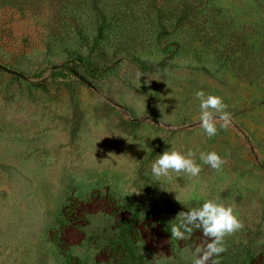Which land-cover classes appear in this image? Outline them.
<instances>
[{"label": "rangeland", "instance_id": "374dc122", "mask_svg": "<svg viewBox=\"0 0 264 264\" xmlns=\"http://www.w3.org/2000/svg\"><path fill=\"white\" fill-rule=\"evenodd\" d=\"M172 147L224 164L157 181ZM205 199L243 224L219 264H264V0H0V264H191L169 221Z\"/></svg>", "mask_w": 264, "mask_h": 264}, {"label": "clouds", "instance_id": "9594fccd", "mask_svg": "<svg viewBox=\"0 0 264 264\" xmlns=\"http://www.w3.org/2000/svg\"><path fill=\"white\" fill-rule=\"evenodd\" d=\"M200 101V127L211 138L217 134V120L222 121L219 127L227 129L231 124V113L226 111L227 105L219 95H205L203 90L195 93ZM147 150V145H144ZM199 163L196 154L189 149L187 152L174 147L165 149L151 164V173L155 180L170 178V172L184 173L189 177L200 174L203 165L219 171L224 164L223 158L215 151L200 152ZM183 208L187 205H182ZM243 227L242 222L230 205H225L217 199H205L198 207L181 210L175 218L169 221L171 238L186 239L193 229H201L203 235L209 238L204 247L197 246L191 258V264H219L222 253L226 251L225 237ZM215 257V259H213Z\"/></svg>", "mask_w": 264, "mask_h": 264}, {"label": "trees", "instance_id": "16d2710c", "mask_svg": "<svg viewBox=\"0 0 264 264\" xmlns=\"http://www.w3.org/2000/svg\"><path fill=\"white\" fill-rule=\"evenodd\" d=\"M101 13V12H100ZM187 14V13H186ZM185 14V15H186ZM185 18V17H184ZM182 18V20L184 19ZM103 31H99V33H102ZM98 42V40H97ZM95 46V45H94ZM93 50H95V47L92 48ZM132 61L142 70V71H155V70H159L161 68H163L166 63L165 61H160V62H156V63H145L143 61H141L138 58H133ZM56 68L63 70L65 68H67L66 64H62L60 66H57ZM86 70L88 72L89 75H93L94 71L90 69V65H86Z\"/></svg>", "mask_w": 264, "mask_h": 264}, {"label": "water", "instance_id": "95a60500", "mask_svg": "<svg viewBox=\"0 0 264 264\" xmlns=\"http://www.w3.org/2000/svg\"><path fill=\"white\" fill-rule=\"evenodd\" d=\"M74 73H75L79 78H81L82 80H84L85 82H88V80H87L82 74H80L78 71L74 70Z\"/></svg>", "mask_w": 264, "mask_h": 264}]
</instances>
